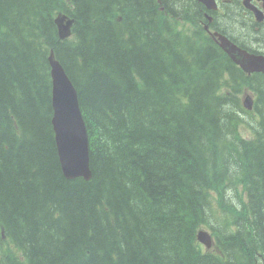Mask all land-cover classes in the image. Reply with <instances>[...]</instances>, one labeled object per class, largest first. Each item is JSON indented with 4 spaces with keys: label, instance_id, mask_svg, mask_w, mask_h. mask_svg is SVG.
Segmentation results:
<instances>
[{
    "label": "trees",
    "instance_id": "1",
    "mask_svg": "<svg viewBox=\"0 0 264 264\" xmlns=\"http://www.w3.org/2000/svg\"><path fill=\"white\" fill-rule=\"evenodd\" d=\"M205 10L0 0V264H264V76L207 34ZM58 15L74 19L69 37ZM51 51L79 93L90 181L61 168ZM201 225L213 230L210 251Z\"/></svg>",
    "mask_w": 264,
    "mask_h": 264
},
{
    "label": "water",
    "instance_id": "2",
    "mask_svg": "<svg viewBox=\"0 0 264 264\" xmlns=\"http://www.w3.org/2000/svg\"><path fill=\"white\" fill-rule=\"evenodd\" d=\"M209 9L217 7L216 0H200ZM250 0L244 3L248 6ZM259 20L263 19V12L255 10ZM61 37L69 33L71 21L65 23L63 17L57 18ZM221 46L229 55L238 62L246 71H264V55L243 53L235 50L226 37L220 35ZM50 55L51 65L55 71L53 76V124L57 132L59 157L64 174L69 178L84 176L91 177L92 171L88 156V134L79 105L78 94L75 86L67 76L61 64ZM240 59H239V58ZM249 100V98H247ZM251 108V105L249 106ZM207 240V243L209 242Z\"/></svg>",
    "mask_w": 264,
    "mask_h": 264
},
{
    "label": "bare ground",
    "instance_id": "3",
    "mask_svg": "<svg viewBox=\"0 0 264 264\" xmlns=\"http://www.w3.org/2000/svg\"><path fill=\"white\" fill-rule=\"evenodd\" d=\"M197 1L200 2V3H202L200 0H197ZM238 1L239 0H233V3H234V6L235 7H238V8H241V9L246 8V5L245 4H243L242 2H238ZM57 17H59V15ZM214 20H215V18L211 21V23H210L211 25H212V23H213ZM216 20H217V23L216 24H218L219 21H218V19H216ZM65 21L66 22L71 21V24H73L74 19L72 17L65 16ZM242 21L247 24L246 17H243V20ZM204 29H206V28L204 27ZM234 34L237 36V33H234ZM60 37H61V34H60ZM182 37L189 38V40L191 42L195 43L196 45H204V43H202L200 40H198V39L196 40V39H194V38H192L190 36H182ZM61 38H63V37H61ZM240 51L243 52V53H245V54L246 53H249V54L251 53L250 49L246 45H244L242 43L240 44ZM49 61H50V57H49ZM50 67H51V73H53L55 71V68H54L53 65H51V62H50ZM66 74L69 77V79L71 80V82L73 83L72 79L70 78V76L68 75L67 72H66ZM51 78H52V108H53V117H54V107H53V77H52V75H51ZM73 85L75 86L74 83H73ZM75 88H76V86H75ZM76 90H77V88H76ZM77 94H78V100H79L78 90H77ZM242 104H243V106L245 108H247L249 110L254 109L255 106H256L255 105L256 104V95H255V93L254 92H250L249 100L243 98L242 99ZM79 105H80V101H79ZM250 105H251V108L249 107ZM80 109H81V107H80ZM81 112H82V110H81ZM82 115H83V112H82ZM53 117H52V126H53V131H54L55 141H56V147H57L58 156H59V145H58V141H57V132H56V129H55L54 124H53ZM247 117H249L248 114L245 115V120L247 121V123L244 124L241 127V134L243 135V138H251V136H249L247 133H245V131H246V125L249 122H251ZM59 160H60V157H59ZM61 168H62V166H61ZM62 171H63V169H62ZM63 173H64V171H63ZM77 177L78 176H76L75 178H77ZM82 177L85 180L90 181L93 178V174H91V177L88 178V179L86 177H84V176H82ZM67 178H69V177H67ZM75 178H69V179H75ZM208 238H210V239H209V242L207 243ZM197 239L202 243V245L205 248V250L210 251V248L213 247L214 242H215L214 241V237H213V230H212V228L209 227L208 225H201L198 228V231H197Z\"/></svg>",
    "mask_w": 264,
    "mask_h": 264
},
{
    "label": "flooded vegetation",
    "instance_id": "4",
    "mask_svg": "<svg viewBox=\"0 0 264 264\" xmlns=\"http://www.w3.org/2000/svg\"><path fill=\"white\" fill-rule=\"evenodd\" d=\"M253 3L259 7H261L262 5L261 1L254 0ZM245 25L246 29L241 32L245 35V42L251 47V50H253L254 52L264 54V22L247 23ZM255 34L259 35L261 39L255 38ZM237 36L239 37V33H237Z\"/></svg>",
    "mask_w": 264,
    "mask_h": 264
},
{
    "label": "rangeland",
    "instance_id": "5",
    "mask_svg": "<svg viewBox=\"0 0 264 264\" xmlns=\"http://www.w3.org/2000/svg\"><path fill=\"white\" fill-rule=\"evenodd\" d=\"M239 24H241V23H239ZM230 25H232V23H230ZM253 34V33H252ZM251 34V35H252ZM248 36H250V35H248ZM254 37L255 38H258V39H261V37L259 36V35H257V34H255L254 35ZM31 62V61H30ZM32 64V63H31ZM31 64H28V65H31ZM39 107H40V110H41V113H43V108H44V106H40L39 105ZM45 109V108H44ZM249 116V115H248ZM250 121H253V119H252V117H247ZM42 123V121L41 120H37L36 121V123H35V125H38V124H41ZM142 123V125H145V127H148V125H146V123H144V122H141ZM245 133H247L248 135H249V132L248 131H245ZM250 136V135H249ZM129 155H130V153H129ZM132 156V155H131ZM130 160H134V159H130ZM136 160V159H135ZM131 162H133V161H131ZM124 186H126L125 184H124ZM128 188V187H127ZM185 196H186V199H190V198H192V196L191 195H188L187 193H185L184 194ZM133 204L134 203H132V200L130 201V205L132 206V208H134V206H133ZM135 205V204H134ZM208 230V229H207ZM110 235H113V237H114V239H115V241H116V243H117V238H116V236L113 234L114 232H112V231H110V232H108ZM162 237L161 236H159V237H156V238H154L155 240H157V241H154V242H152V244L153 245H155V246H153L154 248H155V250L156 251H158L157 249H160V248H164V247H162V246H164V244H163V242H162V239H161ZM113 239V240H114ZM154 239H152V240H154ZM114 241V242H115ZM111 248V247H110ZM137 250H138V248H137ZM152 250H153V248H152ZM143 253V252H142ZM167 254H168V252H167ZM123 257H127L126 255L125 256H123ZM137 257L139 258V259H142L143 257H144V254H141L140 252H139V250H138V253H137ZM128 258V257H127ZM117 264V263H116Z\"/></svg>",
    "mask_w": 264,
    "mask_h": 264
}]
</instances>
